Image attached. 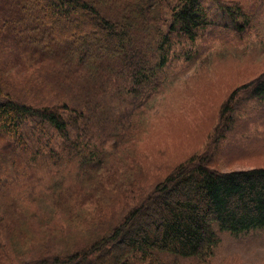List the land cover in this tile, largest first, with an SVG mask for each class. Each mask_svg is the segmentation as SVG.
Instances as JSON below:
<instances>
[{"label":"trees","instance_id":"obj_1","mask_svg":"<svg viewBox=\"0 0 264 264\" xmlns=\"http://www.w3.org/2000/svg\"><path fill=\"white\" fill-rule=\"evenodd\" d=\"M24 1L32 4V15L29 7L27 15L32 19L29 41L41 63L55 67L54 91L49 94L60 100L19 103L4 94L0 83V173L3 169L9 176L12 171L17 179L23 172L31 197L39 173L60 179L50 189L51 208L45 212L34 208L25 214L16 197L0 209V264L205 259L224 233L249 236L264 231V168L220 171L209 153L197 152L150 181L140 153L122 160L120 168L104 149L116 130L114 117L121 104L141 99L142 105L165 84L164 73L174 62L189 65L195 60L199 41L216 21L208 0H176L169 5L163 0H5L0 24L7 25L8 8ZM234 1L238 5L219 10L230 18L228 28L244 34L255 13L246 0ZM23 47L30 50L29 43ZM105 92L114 94L106 102L101 100ZM203 107L189 119L202 118ZM222 118L229 119L226 128L219 122L227 145L235 136L233 129L237 138L249 142L248 126L264 119V73L230 92ZM64 166L80 185L84 177L94 187L92 211L69 200L79 183ZM22 218L42 230L34 231V237L27 232L21 239L32 245L19 249L20 242L9 238L11 228L23 229Z\"/></svg>","mask_w":264,"mask_h":264},{"label":"rangeland","instance_id":"obj_2","mask_svg":"<svg viewBox=\"0 0 264 264\" xmlns=\"http://www.w3.org/2000/svg\"><path fill=\"white\" fill-rule=\"evenodd\" d=\"M163 1L166 5L176 2ZM207 2L213 6L212 14L214 19L216 15V21L213 20L215 25L206 30L199 41L198 48L194 51L195 60L189 65H185L183 61L174 62L164 73L165 84L142 105L141 99L133 102L131 99L121 104L114 117L118 119L116 130L111 132L112 136L104 147L108 152V160L115 161L120 168L123 167L122 160L126 162L130 155L140 153V161L147 170L145 175L149 174L150 181L161 178L170 166L197 152L209 153L212 164L220 171L264 168V119L256 124L251 122L249 130L244 124V131L250 132L249 142L243 136L237 138L238 132L233 129L235 136L227 145L219 132L222 126L226 128L229 125V119H219V116L230 92L264 73V0L245 1L248 6L251 5L255 16L250 17L252 27L244 34H237L228 28L231 25L230 18L219 10L222 6L238 5L236 1L217 0V4H213L212 0ZM5 4V0L0 2V11L6 8ZM31 5L30 1L27 4L24 1L23 4L8 8V23L0 24V83L4 94L19 103L40 105V101L45 98L46 103L59 102L60 99L49 94L54 91L52 85L55 67L42 64L39 53L29 41L27 27L31 25L32 19L27 15L28 7L32 15ZM166 5L161 8L164 16L168 15L165 13ZM249 16L251 15L245 17ZM217 21L222 25L219 28ZM25 42L29 43L30 50L23 47ZM111 96H114L113 92L102 93L101 100L106 102ZM202 104H205L202 118L189 119L193 113L200 111ZM221 120L223 125L219 128ZM0 138L3 137L0 135ZM93 145L94 143L90 146ZM64 168L76 184L79 183L74 173L66 166ZM3 173L2 169L0 209H5L6 203L13 197L18 199L25 214L34 208H40L44 212L51 208L50 200L53 196L50 189L58 184L60 176L39 173L40 181L34 180V196L31 197L29 192L32 187L22 177L23 172L19 173L17 179L12 171L9 176ZM83 185H77L74 189L76 192L69 200L74 205L78 203L92 211L96 208V199L91 201L94 187L84 177ZM83 188L85 190L79 191ZM147 188L150 189V185ZM19 221L23 224V229L11 228L9 240L11 243L20 242L19 249H22L27 243L21 238L27 232L32 237L36 236L34 231L40 232L42 226L35 223L31 227L23 218ZM60 247L63 249L62 245ZM150 264H264V231L249 236L224 233L213 254L205 259L166 256L162 257L160 263Z\"/></svg>","mask_w":264,"mask_h":264}]
</instances>
